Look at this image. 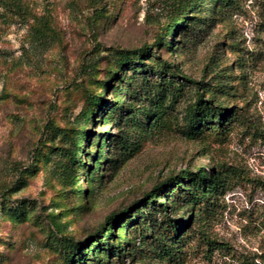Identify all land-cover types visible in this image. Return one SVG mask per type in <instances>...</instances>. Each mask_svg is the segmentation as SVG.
<instances>
[{"label": "rangeland", "instance_id": "1", "mask_svg": "<svg viewBox=\"0 0 264 264\" xmlns=\"http://www.w3.org/2000/svg\"><path fill=\"white\" fill-rule=\"evenodd\" d=\"M185 2H0V264H94L77 253L127 208L140 209L104 236L121 258L94 244L100 264H264V0H200L162 35ZM144 47L152 71L118 64ZM158 62L175 70V100L152 94ZM183 77L234 115L223 135L187 134L197 90ZM206 166L225 176L208 214L163 188L143 202ZM167 219L188 227L176 258L157 248L177 245Z\"/></svg>", "mask_w": 264, "mask_h": 264}, {"label": "trees", "instance_id": "2", "mask_svg": "<svg viewBox=\"0 0 264 264\" xmlns=\"http://www.w3.org/2000/svg\"><path fill=\"white\" fill-rule=\"evenodd\" d=\"M214 1L218 5H221L223 3L227 5L229 2V0ZM0 2H3V4L7 8L9 7L8 10L15 11L19 9L20 0H0ZM198 2H200V0H186L185 4L179 9V12L171 19V22L167 24L168 27L161 31V34L165 35L169 30L183 25L188 10H190L193 5L198 4ZM162 35H160L155 40L157 46H166L163 41ZM147 51L148 48L146 47L133 51H121L118 54V64L121 66H138L141 74H145L147 71H152V68H150V66L143 62V57L146 55ZM153 71L155 76L158 78V81H155L152 85V94L160 99H164L167 97V99L169 98L171 100L174 98L175 100L177 98L178 92L177 87L173 86L172 80L165 81L166 77L167 79H173L176 76L174 75L175 70L171 69L170 65L166 64L165 62H158L154 66ZM183 81L187 84L193 85L197 90L196 101L187 110L189 117L187 124V134L191 136H199L200 134H203V132L211 130L216 135H223V133L228 130V127H230V119H233L234 115L232 114L228 116V109H220L217 106L213 105L211 100H203V96L198 95L199 82L192 81L187 77H183ZM121 145L123 148H126L125 143L121 142ZM97 151L100 152L99 149ZM99 156L100 154L98 153V157ZM74 161L75 163L80 162L77 159H74ZM205 168L206 169L198 168L194 172L182 171V174L176 175L171 180L167 181L166 184L155 185L149 192H147L143 196V202L152 200L155 197L156 191L163 188L165 191L161 194H172L174 199L178 202L180 201L198 204L200 207L199 212L201 213V215L208 214V212L211 210V207L216 206L219 196L224 191L225 176L224 169H222L221 167L217 168L216 171H214V169L212 168L210 169L208 166H206ZM208 172L210 174H208ZM182 181H184L185 184L181 185ZM152 204L162 211H167L171 203H157V201L154 200L152 201ZM138 209L140 208L132 211V209L127 208L119 213H112L111 215H109L107 218V231L105 233L101 232L97 236H95L93 239V243L90 244V246L84 247L80 253L81 255L77 253L76 258H85L87 261H93L94 264H100L101 260L99 258V255L96 256L94 254V248H91L92 245L96 244L95 247L96 249H98L97 254H101L102 252L107 251L112 257L115 256L120 259L121 249H118L120 248V246L116 247L114 246L113 242H109L110 237H113V235L110 234L106 237L104 236L109 233L110 230L121 229L122 225L120 224L124 222L123 220L128 219L131 222L132 213H136ZM162 227L165 228L164 234L166 236V240H168L169 242L177 240V245L167 249L166 245L159 244L157 245V248L164 254L171 255L172 257L176 258L180 253V241L188 237L187 224L184 221L176 223L171 219H167L163 221ZM100 238H102V240ZM206 243L208 244L210 242L206 241ZM75 247L78 246L75 245L74 248ZM125 251L128 252L127 250ZM76 252L77 250L73 249V255ZM123 255H125V253Z\"/></svg>", "mask_w": 264, "mask_h": 264}]
</instances>
